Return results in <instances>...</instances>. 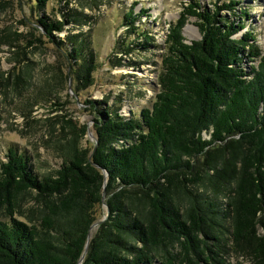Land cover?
<instances>
[{
    "label": "trees",
    "instance_id": "obj_1",
    "mask_svg": "<svg viewBox=\"0 0 264 264\" xmlns=\"http://www.w3.org/2000/svg\"><path fill=\"white\" fill-rule=\"evenodd\" d=\"M27 1L42 9L47 0ZM236 4L188 0L168 22L151 106L135 118L88 101L98 103L92 147L81 144L85 124L61 134L54 175H37L29 155L7 148L0 264H231L229 253L264 264V56L253 31L236 36L243 20L221 15ZM139 15L127 11L126 24ZM36 16L49 37L62 29L61 21ZM189 17L201 38L187 42ZM78 36L67 37L70 48L57 45L68 78L87 86L98 63ZM26 194L40 212L34 220L21 205Z\"/></svg>",
    "mask_w": 264,
    "mask_h": 264
},
{
    "label": "rangeland",
    "instance_id": "obj_2",
    "mask_svg": "<svg viewBox=\"0 0 264 264\" xmlns=\"http://www.w3.org/2000/svg\"><path fill=\"white\" fill-rule=\"evenodd\" d=\"M198 1L212 8L214 3L220 5L228 0ZM237 1L233 11L220 13L230 21L243 20L246 26L236 36L253 31L260 56H264V0ZM187 2L47 0L38 9L31 8L27 0H0V161H5L7 148L15 147L29 155L37 175H54L62 162L61 134L71 136L70 131H79L85 124L88 132L81 144L92 147V124L98 103H89L90 100L105 102L103 109L109 106L112 110L118 108L121 115L140 117V111L151 106L159 89L168 22L177 21ZM131 9L135 17L140 15L129 26L124 14ZM38 14L61 21L62 29L52 30L49 37L36 22ZM194 22L195 18L189 17L182 28L187 42L201 38ZM144 31L148 33L147 39L139 35ZM77 34V43H82L80 47L91 52L98 63L92 73L93 81L87 86H77L68 78L63 49L57 45V41L66 45L67 37ZM128 42L129 49L121 50ZM67 47L70 48L69 43ZM21 205L33 211H26L30 220L40 213L28 194ZM104 209V205L97 208L100 220L104 218ZM6 218L0 209V219ZM95 228L94 224L88 237ZM226 256L231 264H256L246 255Z\"/></svg>",
    "mask_w": 264,
    "mask_h": 264
},
{
    "label": "water",
    "instance_id": "obj_3",
    "mask_svg": "<svg viewBox=\"0 0 264 264\" xmlns=\"http://www.w3.org/2000/svg\"><path fill=\"white\" fill-rule=\"evenodd\" d=\"M81 259H82V257H81ZM81 259H80V261H81Z\"/></svg>",
    "mask_w": 264,
    "mask_h": 264
}]
</instances>
